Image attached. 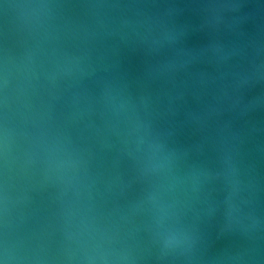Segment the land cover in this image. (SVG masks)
Returning <instances> with one entry per match:
<instances>
[{"label": "water", "instance_id": "obj_1", "mask_svg": "<svg viewBox=\"0 0 264 264\" xmlns=\"http://www.w3.org/2000/svg\"><path fill=\"white\" fill-rule=\"evenodd\" d=\"M31 2L0 0V58L5 52L16 61L25 57L30 42L21 5ZM58 2L72 24L88 26L96 19L89 4L135 6L111 10L115 22L96 37L60 41L69 54L87 50L88 67L62 81L51 99L57 121L74 113L68 128L92 149L97 202L115 225L107 245L130 248L136 264H264V0ZM109 88L117 103H135L174 153L167 171L143 177L116 130L106 129ZM229 162L240 182L235 189ZM153 193L162 211L149 201ZM54 196L52 189L28 193L30 227L50 217ZM230 208L239 218L231 225ZM250 217L258 226L246 231ZM176 228L196 233L191 252L162 248L157 232ZM60 238L49 228L52 250ZM251 255L257 259L249 261Z\"/></svg>", "mask_w": 264, "mask_h": 264}, {"label": "clouds", "instance_id": "obj_2", "mask_svg": "<svg viewBox=\"0 0 264 264\" xmlns=\"http://www.w3.org/2000/svg\"><path fill=\"white\" fill-rule=\"evenodd\" d=\"M65 7L58 0L21 5V29L30 42L28 50L20 61L7 52L0 58V264H136L130 248L107 245L115 225L97 202L92 149L78 143L68 128L75 114L70 113L66 123H60L51 104L61 82L75 80L88 67L87 50L69 54L60 48V41L68 36L85 41L96 37L115 22L111 10L135 6L89 4L96 18L92 26L72 24L63 14ZM128 23L122 20L121 26ZM44 95L49 99L41 98ZM75 103L73 93V106ZM103 105L106 129L116 130L143 177L170 168L174 153L166 150L135 103L130 99L117 103L109 88ZM227 173L234 189L238 188L237 169L231 162ZM37 189H52L55 196L50 217L33 228L27 224L29 214L24 207L28 193ZM148 199L158 211L163 210L154 193ZM233 210L229 211L230 225L239 222ZM257 226L256 218L250 217L245 230ZM51 227L57 228L61 237L55 250L46 240ZM157 236L164 250L179 249L182 253L191 252L196 242V233L184 228L164 229ZM256 259L255 255L248 257L249 261Z\"/></svg>", "mask_w": 264, "mask_h": 264}]
</instances>
